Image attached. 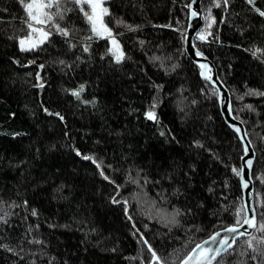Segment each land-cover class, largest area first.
Here are the masks:
<instances>
[{
	"label": "trees",
	"instance_id": "obj_1",
	"mask_svg": "<svg viewBox=\"0 0 264 264\" xmlns=\"http://www.w3.org/2000/svg\"><path fill=\"white\" fill-rule=\"evenodd\" d=\"M183 2L107 0L111 13L105 16V22L122 33L118 39L132 57L115 66L99 58L106 48L104 39L91 42L92 57L84 53L83 61L75 60L73 52L79 49L69 51L62 45L21 51L18 41L9 37L26 33L20 19L23 9L18 0H0V17L4 18L0 19V215L8 221L7 225L0 221V243L23 248L19 256L0 248V264H145L150 254L138 234H132L135 229L124 214L123 199L129 202L136 227L166 264H180L196 243L232 222L231 206L243 203V192L239 178L221 159L239 166L241 142L224 121L219 97L212 94L214 86L199 75V67L188 57L179 33L175 28L161 27L169 22L186 26ZM255 2L264 8V0ZM211 3L203 0L204 6ZM211 10L217 24L208 41L198 44L218 68L231 91L233 109L243 117L255 142L253 174L259 207L264 201V97L243 94L248 87L264 90V52L252 55L257 47L264 49V17L247 0H230L227 12L223 7L213 6ZM117 17L140 28L128 30L117 25ZM223 17L227 19L220 23ZM64 23L75 24L79 36L86 34L87 22L82 14L69 13ZM217 34L222 43L215 39ZM140 40L145 41L143 47ZM28 59L46 65L41 70L48 81L43 90L35 87L39 83L35 78L37 64L28 65ZM57 59L74 63L69 68L53 63ZM161 63L164 67H158ZM172 65L174 70L165 71ZM153 82L164 86L157 112L175 140L170 135L161 136L159 126L143 116L155 92ZM81 83H85V99L98 98L95 107L82 104L68 91ZM41 101L60 111L65 120L45 113ZM248 103L253 109L245 107ZM13 132L26 134L13 136ZM197 139L204 147L193 143ZM73 145L112 164L105 171L121 187L117 190L115 184L100 176L96 165L78 156ZM37 147L41 155H37ZM58 185H62L61 192L56 190ZM117 191L120 204L109 199ZM24 199L38 215L26 210ZM187 208H192V213H186ZM174 209L185 210L178 217V225L167 222ZM218 219L220 224L216 223ZM37 224L39 228L34 227ZM53 224L56 226L51 227ZM66 224L69 227H63ZM29 225L33 226L31 231ZM80 227L98 229L91 233L87 252L81 243L85 237ZM253 235L264 232L255 231ZM101 238L97 246L94 242ZM246 240L237 243V252L247 247ZM112 247L117 250L112 252ZM238 259L253 264L237 253L226 255L229 264Z\"/></svg>",
	"mask_w": 264,
	"mask_h": 264
},
{
	"label": "snow or ice",
	"instance_id": "obj_2",
	"mask_svg": "<svg viewBox=\"0 0 264 264\" xmlns=\"http://www.w3.org/2000/svg\"><path fill=\"white\" fill-rule=\"evenodd\" d=\"M21 5L24 15L20 17L23 24L26 26V33L24 35H20L18 37L10 36V39H16L18 41V47L21 51L24 52H35L37 49L47 48L50 45L64 46L69 51L79 49V52H73L75 56V60L83 61L86 57L83 55L84 53L88 54V57H92V45L91 42L93 40L104 39L106 43L105 51L99 53V58L101 61L107 59L109 65L122 66L128 60L132 59V57L125 51L124 45L121 43V40L118 39V36L122 35V33L115 32L113 27L109 26V23L105 22V16L111 13L110 7L106 6L103 0H18ZM230 4V0H212L210 5L204 6L203 0H184L182 4V10L185 12V16L187 19V23L185 27H176L171 22L166 25H161V27L175 28V30L179 33V39L183 43H188L193 49V55L195 57L204 58V60H196V64L199 67V75L203 78L204 81L210 82L212 85H217V77L214 79L213 67L214 65L207 61V54L201 50L198 42H206L208 41V37L212 35V27L217 24V17L212 14V7H223L224 11H228V6ZM247 4L251 5L252 9L255 10L260 16L264 17V8L257 6L255 0H247ZM203 9V12L201 11ZM4 11H8L7 8ZM72 13L75 15L82 14L84 19L87 22V30L86 34L83 36H79L78 33L80 29L72 24L69 26L68 23H64L68 19V14ZM203 13H206L204 15ZM202 17L205 21V24L202 28L197 30L198 25L195 22L196 18ZM0 19H4L0 17ZM227 17H223L219 22L223 23ZM115 23L117 25H124L128 30H136L140 28L138 24H132L128 21L123 20L121 17H117ZM181 23L180 19L176 18V24L179 25ZM187 28H191L195 32L196 40H189V36L187 34ZM243 32V29H241ZM60 39L57 40L56 37ZM139 39V38H138ZM218 42L219 36L215 37ZM145 41L140 40V45L143 47ZM240 46V45H238ZM248 51H252L251 49H247ZM264 52V49L257 47L255 51H252V55L256 56L257 53ZM155 59H160L156 57ZM13 60L19 64V59L13 57ZM28 65L37 64L36 59H28L26 62ZM53 63H58L65 67H72L73 62L66 61L64 59H57L53 61ZM45 63H38V70L35 72V78L39 81L35 87L43 90L45 85L48 83L47 79L44 75L41 74V70L45 69ZM231 67V65H229ZM158 67H164L163 63L158 65ZM175 65L170 66V68L165 69L174 70ZM141 71H146L141 68ZM129 76H132L133 73H127ZM222 84L223 81L221 80ZM247 86V82H245ZM153 87L155 89L154 94L151 95L150 100L146 109L143 111V116L147 119L153 121L156 125H158V131L161 136H171V139L175 140V134L171 132V129H166L165 126L161 123L160 117L157 112V107L161 103L159 93L163 90V84L153 82ZM85 89V83H81L78 88H70L68 89L74 96L79 99L84 105H92L95 107L97 102V97L93 96L91 99H85L82 96V92ZM200 91H204L203 88ZM212 94L214 96L219 97L221 104V111H223L225 115V120L228 126L234 130V134L237 135V139L241 142V153L239 166L236 164H229L222 160L220 157H216V159H221V163H224L226 168L230 169V172L239 178V187L247 190L249 193L248 199H246L243 203L239 205L233 204L231 206V211L234 213V218L232 222L227 224V227H220L210 233L208 236V240H201L199 243L195 244V247H192L190 251L182 258L180 264H229L226 260V255L229 254V250L232 253H237L238 257H247V260L253 262V264H264V235H260L258 237L254 236L252 232H249L248 229H255L259 232H264V201L259 202V207H257V203L254 200L253 193L255 191V185L252 184L255 176L253 174V164L256 161V152L257 148L255 142L247 135L248 130L244 129V134H241L242 125L245 123L243 117H241L236 110L233 109L231 102V95L229 94L227 97L220 91L219 87H214L212 89ZM243 95H255L258 97H264V90L260 88L248 87V91ZM243 95H238L239 99H243ZM182 103V101H181ZM193 104L196 103L195 100L192 101ZM43 106V111L48 113L49 115H54L58 117L61 121L65 120L64 115L56 110L55 108L49 107L41 101ZM248 109H253V105L248 103L245 105ZM181 110H183L181 108ZM136 111H141L140 109H136ZM14 115V114H13ZM239 120L240 123H236L235 121ZM26 133H17L13 132L11 135L18 136ZM68 133L65 132V136ZM178 142V141H177ZM193 143L198 147H204L203 141L197 139L194 140ZM55 145H51L50 148H54ZM73 149L78 156H81L85 160L92 161L93 164L96 165V169L99 172V175L102 176L105 180L111 181L112 184L116 185V189L118 190L121 185L117 183L106 171L105 168H112L113 165L107 163L103 158H98L95 154L90 152H82L79 147L73 145ZM210 153L215 156V152L213 149H207ZM37 155H41V150L39 147L35 149ZM20 163H23L21 161ZM192 167H195L193 165ZM129 178H131V172L128 174ZM171 179V177H169ZM45 181H41L43 183ZM135 182V181H134ZM252 184V187H250ZM225 186H228L227 178L225 179ZM58 192L62 191V185H58ZM175 192H178L179 189H174ZM209 191H212L210 188ZM119 192L117 191L115 195H111L109 199L114 204H120L121 199H118ZM223 195V193H221ZM60 198H66L61 195ZM128 200L123 199V210L126 218L131 221L132 228L135 229L133 231V235L138 234V240L146 245L147 250L149 252V257L146 259L145 264H166L165 259L158 253L157 249L153 246L150 240L145 236V234L136 227V221L133 219L131 212L128 207ZM203 204V201L200 202ZM13 206H17L16 202H12ZM22 204L25 206L27 211H30L32 215H38V212L35 208L29 207V201L24 199ZM181 209H174L171 214L167 217V222L170 225H178L181 223L178 217L180 216ZM192 208H187L186 213H192ZM259 218V219H258ZM0 221H3L6 225L8 221L5 219L4 215H0ZM222 221L218 219L216 221L217 224H220ZM83 223H88V221L84 220ZM247 225L246 229L244 226ZM10 226V225H9ZM51 227H55L56 225H50ZM77 226H80V222L77 223ZM146 226V225H145ZM34 227L39 228V224ZM63 227L67 228L69 225H63ZM33 228L32 225H29V231ZM215 228V225H213ZM80 231L84 233L85 239L81 240V243L85 245L84 251L87 252V244L91 241V233L98 232L96 227H80ZM247 236V240L244 243L247 245L246 248L240 249L237 252V249L233 248V245L237 244V238H243ZM101 239L96 240L94 243L99 246L101 243ZM33 241H37L35 236L32 237ZM22 242V240H21ZM211 242V243H209ZM0 248L7 250L8 252H13L16 255H20L23 252V248H14L9 243L4 242L0 243ZM108 250V249H105ZM112 252H115L117 249L112 247L110 249ZM23 259V257H20ZM35 264V262H33ZM231 264H246L245 260H237L231 262Z\"/></svg>",
	"mask_w": 264,
	"mask_h": 264
},
{
	"label": "water",
	"instance_id": "obj_3",
	"mask_svg": "<svg viewBox=\"0 0 264 264\" xmlns=\"http://www.w3.org/2000/svg\"><path fill=\"white\" fill-rule=\"evenodd\" d=\"M201 11L203 12L202 8H201ZM198 25V28L197 30H199V28H202L205 24V21L203 20L202 17H198L196 18V21H195ZM187 34L189 36V40H196V36H195V32L191 29V28H188L187 29ZM185 50H186V53L188 55V57L196 64V60H204V58H201V57H195L193 55V49L191 48V46L185 42ZM207 61L211 62L214 67H213V73H214V79H216L217 77H219V79H217V85H213L214 87H219L220 91L227 97L229 94L231 95V91L230 89L226 86V84L223 82L222 84L220 83V81L222 80L220 75H219V71H218V68L216 67L215 63L207 56ZM197 65V64H196ZM198 66V65H197ZM223 81V80H222ZM210 83V82H209ZM211 84V83H210ZM212 85V84H211ZM231 102H232V106H233V100H232V95H231ZM219 103H220V100H219ZM220 109H221V104H220ZM222 113V116L224 118V121L226 122L225 120V113L223 111H221ZM236 123H240L239 120H236L235 121ZM227 124V122H226ZM228 125V124H227ZM229 127V126H228ZM230 128V127H229ZM231 129V128H230ZM244 129H247L246 125L243 124L242 125V131H241V134H244ZM233 132L234 130L231 129ZM247 135L249 136V134L247 133ZM250 137V136H249ZM256 157H257V152H256ZM255 163L256 161H254V164H253V170H254V166H255ZM252 184L255 185V181L253 180ZM252 184H250V187H252ZM242 192H243V202L248 199L249 197V193L247 192V190H244L242 189ZM253 197H254V200L256 201V187H255V191L254 193L252 194ZM246 229L248 228L247 225L244 226ZM249 232H252L254 234V232L256 231L255 229H248ZM244 238H248L247 236L243 237V238H240L238 237L237 238V243L241 240V239H244ZM208 240V237L204 239V241H207ZM211 243V242H209ZM237 244L236 245H233V248H236ZM231 252V250H229V253ZM215 264V262H214Z\"/></svg>",
	"mask_w": 264,
	"mask_h": 264
},
{
	"label": "rangeland",
	"instance_id": "obj_4",
	"mask_svg": "<svg viewBox=\"0 0 264 264\" xmlns=\"http://www.w3.org/2000/svg\"><path fill=\"white\" fill-rule=\"evenodd\" d=\"M106 1H107V0H103V2H104L105 5H106Z\"/></svg>",
	"mask_w": 264,
	"mask_h": 264
}]
</instances>
